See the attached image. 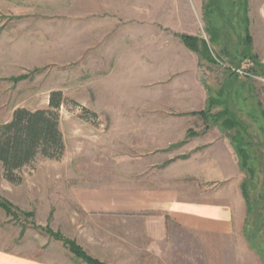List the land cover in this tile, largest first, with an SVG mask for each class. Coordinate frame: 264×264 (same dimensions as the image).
Masks as SVG:
<instances>
[{"label": "rangeland", "instance_id": "374dc122", "mask_svg": "<svg viewBox=\"0 0 264 264\" xmlns=\"http://www.w3.org/2000/svg\"><path fill=\"white\" fill-rule=\"evenodd\" d=\"M88 1L0 0V123L18 107L47 108L50 92L60 90L65 144L59 158L37 155L13 180L0 165V253L58 264H91L85 256L101 264H264V68L254 61L264 64V0ZM109 21L128 24L123 37L134 64L118 62L113 71L119 84L127 81L123 93L120 84L112 100L96 99L93 53L67 58L55 46L66 32L69 50L109 44V32L93 28ZM245 27L254 59L241 54ZM143 40L150 48L144 77ZM106 110H133L139 123L173 131L108 132L120 117L97 113ZM225 121L234 126L223 128ZM239 183L250 206L233 208L230 233H199L191 244L176 237L175 245L170 238L153 245L143 214L87 213L76 199L79 185L110 184L117 194L160 187L233 204Z\"/></svg>", "mask_w": 264, "mask_h": 264}, {"label": "crops", "instance_id": "0c3cea01", "mask_svg": "<svg viewBox=\"0 0 264 264\" xmlns=\"http://www.w3.org/2000/svg\"><path fill=\"white\" fill-rule=\"evenodd\" d=\"M90 4H98L95 0L88 1ZM127 2V0H126ZM126 20V16L122 17ZM118 20V19H116ZM148 24V23H147ZM146 26V25H145ZM142 29H144V27ZM94 32H109V44L101 45H84L77 48V50H69L70 43L68 38L69 33L66 32L62 43V48L55 46L57 49L69 58V52H86L93 53L92 59L94 61V76L100 80L94 83L93 90L96 99H109L108 94L112 93L111 87H121L122 93L125 91L124 86L126 82L118 83L117 76L113 75L114 69L118 67L133 68L134 52L133 46L128 44V41L123 36H127L129 32V26L125 23L118 24L117 22L109 21L105 25H94ZM108 28V30H107ZM106 33V34H107ZM251 36V47L253 46V37ZM147 38V36L145 35ZM148 42V39L145 40ZM54 46V44H52ZM138 52L141 53L140 61L142 65V72L139 75L144 77L148 75L150 67V48L143 43L141 46H137ZM136 49V50H137ZM164 49V48H163ZM253 50V49H252ZM161 52L158 48L152 50V52ZM117 54H123L117 57ZM162 60V59H161ZM108 61V62H107ZM164 63V62H162ZM145 68V69H144ZM128 75V72H127ZM97 76V77H96ZM108 76L109 79H108ZM105 77L106 80H102ZM132 77V76H131ZM147 77V76H146ZM103 81V82H102ZM109 87V88H108ZM115 88V87H114ZM115 94V93H114ZM107 111V110H106ZM101 112V111H100ZM97 113L104 117H120V120H112L111 124L107 125L108 132H168L173 131L169 126L150 125L147 120H142V123L138 119L137 114L133 110H119L110 111L105 113ZM109 113V114H106ZM142 117L148 115L141 114ZM166 119L161 122L165 123ZM111 122V120H110ZM114 122V123H113ZM167 128V129H166ZM120 193L114 192L116 188L107 184L105 187H99L95 185L86 186L85 184L77 187V202L79 207L87 212H106V211H123L131 213L143 214L144 223L148 230L151 239V244L162 245L169 244L168 239L172 241L170 244H177L175 238H187L188 243L191 244L192 238L198 236L199 233L206 232L213 236L216 230H221L222 233L229 234L231 228L234 227V209L233 208H246L247 202L241 193V184L239 183V194L237 195L236 202L233 204L217 203L214 201H199L195 199H183L181 196L174 192L167 191L158 187H144V188H131L130 191L122 187ZM168 219V220H167ZM152 235V236H151ZM181 243V242H180ZM161 251V250H160ZM0 264H58L53 261L38 262L33 258H18V256H5L0 253Z\"/></svg>", "mask_w": 264, "mask_h": 264}, {"label": "trees", "instance_id": "16d2710c", "mask_svg": "<svg viewBox=\"0 0 264 264\" xmlns=\"http://www.w3.org/2000/svg\"><path fill=\"white\" fill-rule=\"evenodd\" d=\"M246 21L247 18H245ZM182 38L186 42L194 41V38L190 36H182ZM238 38L240 40L239 46L243 47L242 57L249 56L254 59L251 54V36L248 27H245L244 35ZM190 47L196 49L194 44H191ZM223 50L226 51V48L224 47ZM254 61L260 69L264 68V64L255 59ZM228 70L231 71L230 68ZM63 102L62 92L54 90L49 94L47 108L29 110L18 107L13 110L10 120L0 123V165L8 180H13V172L29 164L37 155L54 159L62 155L65 144L59 128L58 108ZM193 114L206 116L205 111L194 112ZM233 126L226 124V121L222 123V127L225 129ZM237 151L239 152L238 148ZM242 166L245 167L244 161H242ZM243 185L242 183L241 186L243 187ZM243 196L247 205L250 206L248 194L243 191ZM84 258L91 264H101L95 259L86 256Z\"/></svg>", "mask_w": 264, "mask_h": 264}]
</instances>
